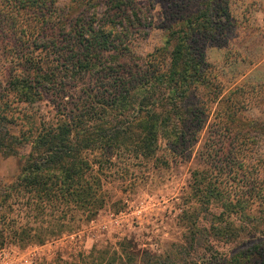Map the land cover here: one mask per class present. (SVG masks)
Instances as JSON below:
<instances>
[{"label": "trees", "instance_id": "trees-1", "mask_svg": "<svg viewBox=\"0 0 264 264\" xmlns=\"http://www.w3.org/2000/svg\"><path fill=\"white\" fill-rule=\"evenodd\" d=\"M168 1L170 14L184 4ZM196 3L142 58L131 45L152 23L139 0H0V152L30 146L17 179L0 183V249L42 244L98 216L105 196L95 166L105 161L92 154L159 162L161 138L178 146L206 120L205 102H193L201 89L215 110L200 153L206 165L192 171L190 188L207 207L183 210L185 245L158 253L124 239L79 261L43 264H264V157L254 160L264 120L239 115L257 87L223 91L205 45L230 24L228 0ZM47 96L55 116L36 123L27 105ZM214 200L224 209H210Z\"/></svg>", "mask_w": 264, "mask_h": 264}, {"label": "rangeland", "instance_id": "rangeland-1", "mask_svg": "<svg viewBox=\"0 0 264 264\" xmlns=\"http://www.w3.org/2000/svg\"><path fill=\"white\" fill-rule=\"evenodd\" d=\"M139 1L151 8L148 21L152 23L147 34L136 38L131 45L133 53L142 58L165 45L166 23L176 22L182 13L197 8L196 0H177L184 2L182 9L170 14L166 11L168 0ZM67 2L59 0V5L64 6ZM228 7L230 22L227 23L230 24L221 32L220 40L206 43V59L223 91H230L244 83L257 87L254 96H249L248 108L239 115L263 121L264 0H228ZM209 100V94H204L201 89L196 90L193 102L199 106L200 102H205L206 120L203 124L191 126L178 146L161 138L157 151L159 162H146L129 153L109 156L93 153L92 158L102 157L105 161V166H95L103 178L102 191L105 196V205L99 215L91 220L71 222L62 233L49 237L42 244L21 247L9 242L0 249V264L75 262L82 255L90 253L93 247L118 246L124 239L130 240L138 250L150 249L158 253L174 248V244L185 245L187 228L181 219L183 210L207 207V204L192 199L190 183L192 171L206 165V161H201L200 153L204 143L207 141L208 144L209 123L215 110V104L209 106ZM49 101L47 96L42 101L27 105V113L31 114L32 121L37 123L42 118L55 116V108ZM22 121L28 120L19 119V122ZM26 123L25 128L31 126ZM29 149L30 146L24 147L16 156L0 152V183H12L17 179ZM108 157L112 158L106 161ZM260 157H264L263 138L255 144L254 160ZM251 208L257 209V205ZM210 209L221 211L224 209L223 202L214 200ZM228 248L221 246V250Z\"/></svg>", "mask_w": 264, "mask_h": 264}]
</instances>
